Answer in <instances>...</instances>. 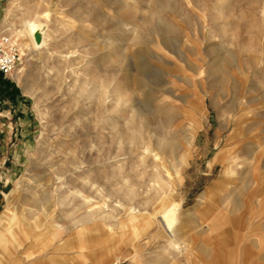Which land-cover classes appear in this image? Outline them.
Here are the masks:
<instances>
[{"label": "rangeland", "instance_id": "rangeland-1", "mask_svg": "<svg viewBox=\"0 0 264 264\" xmlns=\"http://www.w3.org/2000/svg\"><path fill=\"white\" fill-rule=\"evenodd\" d=\"M23 1L0 0V32L22 53L0 78V264H264V0ZM45 9L34 46L22 19ZM162 138L177 145L172 181L144 147ZM91 210L102 231L83 236L101 239L81 249ZM53 220L71 228L34 226ZM62 239L71 248L54 250Z\"/></svg>", "mask_w": 264, "mask_h": 264}, {"label": "bare ground", "instance_id": "bare-ground-1", "mask_svg": "<svg viewBox=\"0 0 264 264\" xmlns=\"http://www.w3.org/2000/svg\"><path fill=\"white\" fill-rule=\"evenodd\" d=\"M135 3L136 2H138L139 0H133ZM141 1H143V0H141ZM145 1H147V0H145ZM131 2V1H130ZM156 2L157 3H159L161 6H165V4H166V0H156ZM26 3H27V1L26 0H24L20 5H19V10H24L25 8H26ZM224 3V2H223ZM141 4H144V5H146V2H141ZM47 5V4H46ZM126 5V4H125ZM131 6H133V5H131ZM47 7H48V5H47ZM121 7V6H120ZM130 7V6H129ZM89 9V8H88ZM220 10V9H219ZM49 11V9L47 10V9H45V11H41V12H38V13H35L34 15H31V14H26V16L22 19V24H23V28L26 30V33L28 34V37H29V42L32 44V45H34V46H39V45H41V44H43L45 41H46V31L45 30H43V24H42V21H41V16H45L46 14L45 13H47ZM203 14V13H202ZM201 14V15H202ZM203 16V15H202ZM202 19V18H201ZM208 20V19H207ZM140 22H141V20H140ZM160 24V23H159ZM73 26V25H72ZM155 27V26H154ZM71 28V27H70ZM147 28V27H146ZM136 31V30H135ZM134 32V31H133ZM15 34V40L17 41V38H18V35H17V33H14ZM83 36V35H82ZM79 38V37H78ZM78 41V40H77ZM109 55V54H108ZM60 59V58H59ZM91 65V64H90ZM105 68V65H103V66H101V67H98V69H104ZM115 71V70H114ZM113 71V72H114ZM109 73V72H108ZM97 75V74H96ZM199 75L202 77V71H200L199 72ZM97 76H99V74L97 75ZM197 77V76H196ZM96 78V77H95ZM187 79V78H186ZM185 79V80H186ZM105 89V88H104ZM139 114V113H138ZM137 114V115H138ZM142 114V113H141ZM152 114V113H151ZM147 115V114H146ZM149 116H150V114H148ZM140 116V115H139ZM138 116V117H139ZM152 116V115H151ZM154 117H155V115H153ZM157 116V115H156ZM159 116H160V114H159ZM135 117V116H134ZM137 117V116H136ZM157 118H159V117H157ZM136 119V118H135ZM152 119H153V117H152ZM164 119H165V117H164ZM167 119V118H166ZM159 120V119H158ZM162 120V119H161ZM160 121V120H159ZM163 121V120H162ZM158 126V125H157ZM163 126V125H162ZM199 127V124L198 123H196V121L195 120H191L190 121V125L187 127V131H185V133H186V143H187V147H184L183 145H181V146H183L184 147V151H183V154L177 159V165L178 166H182L183 164H185V162H186V157H187V153H190V150H189V147H190V145H191V143L193 142V139L195 138V135H196V129ZM176 133V132H175ZM135 134V133H134ZM174 134V133H173ZM132 139V138H131ZM131 142V141H130ZM156 143H158V145L154 148V147H152V146H150V145H147V146H144L145 147V151H146V154H148L149 156H151L152 157V159L154 160V162H155V164H158V165H160L161 167H163V169L167 172L166 174H167V176H168V178L172 181V180H174V177L172 176V174L170 173V171L168 170V168H167V166H166V164H165V158H164V154L166 153V149L168 148V146H170V147H173L174 149H177V145L175 144V143H173V145H172V143H170L168 140H166L165 138H162V139H158V142H156ZM143 144V143H142ZM182 148V147H181ZM232 150V151H231ZM238 147H235L234 149H230V150H228L227 152V154L229 155V157L230 156H232L231 158H234V160H232V162H235L236 164H237V154H238ZM225 155V154H224ZM229 157H227L228 159L227 160H231ZM236 157V158H235ZM186 158V159H185ZM218 159V158H217ZM239 160V159H238ZM172 162V161H171ZM173 163V162H172ZM175 163V162H174ZM228 164L230 165V170H231V182H234V181H236V179H237V168H232V164H231V162L229 163L228 162ZM228 169H229V166L227 167L226 166V169H225V171L227 172L228 171ZM178 171V170H177ZM161 173V172H160ZM178 173V172H177ZM89 174V173H88ZM163 175V174H162ZM88 177V176H87ZM94 177V176H93ZM166 178V177H165ZM162 179V178H161ZM86 180H89V178H87ZM85 180V181H86ZM37 181V180H36ZM162 181V180H161ZM83 183H84V181H83ZM85 184V183H84ZM156 184H157V182H156ZM228 185V184H227ZM232 187H234V184L233 185H231ZM248 186H249V184H248ZM247 186V187H248ZM232 187H231V189L230 190H228L229 191V193L231 194V195H233L235 192H236V189H232ZM78 191V193H81V194H83L82 193V191L81 190H77ZM76 194V193H75ZM84 201H87V199H84ZM85 203V202H84ZM169 206H167V207H165V209H164V213L166 214V216H167V218H168V220H167V223H166V225H167V228H168V230H173L177 225V223L179 222V220L177 219V218H175V217H173L172 216V211L173 210H177V209H174V207H170V208H168ZM166 208H168V209H166ZM41 209H39V212H40V214H43V216L44 217H47L49 214H50V210H49V208H47V206L44 208V210H41ZM131 210H133L132 212H138V209H136V207H133ZM53 211H55V210H53ZM166 211V212H165ZM38 213V209L37 210H35V212H34V214H37ZM100 213V212H99ZM98 213H96L95 211H88L87 212V214L86 215H84L83 217H82V220H81V229H80V234L82 235L81 236V239H80V241H79V244H80V248L81 249H84V248H88V247H91V248H94L96 245H98L99 243H96L95 244V242H99V240L101 239L100 237H94V238H91V239H88V238H86V237H84L83 235H86V233H87V231L88 230H91V229H93V230H97V231H102V227H103V224L101 223V222H98V220H103V216H101V217H97L98 215H97ZM51 216V215H50ZM79 218H80V216H79ZM46 220V219H45ZM78 220V219H77ZM74 224V223H73ZM38 226L39 228H41V229H43V230H46L45 232H47L48 230H49V228L52 226V227H54V226H59V227H62V228H65V229H67V228H69V227H64V226H62V225H59L58 223H56L54 220H53V224H51L50 223V225H48V223H47V221H45V223L43 224V223H41V222H37V223H35V225L34 226ZM72 227H74L73 225H72ZM71 228V227H70ZM71 230V229H70ZM44 232V233H45ZM0 233H1V236L5 233L4 232V230H0ZM19 234V232L18 231H16V230H13L12 231V234H11V236L12 237H15L16 238V236ZM175 234V233H174ZM21 236H28V235H30L29 234V232H25V233H23V234H20ZM53 235H54V237L56 238V236L58 235V231H55L54 233H53ZM73 236V235H72ZM173 236V235H172ZM171 236V237H172ZM53 237V238H54ZM64 239V238H63ZM61 240L60 241V243L59 244H57L58 246H55V248H53L54 250H61V249H64V250H66V249H70L71 247H64V248H62V246L63 245H65V241L64 240ZM3 244H4V246H5V244H6V242L4 241V242H2ZM105 243V242H104ZM3 246V245H2ZM30 246H32V245H30ZM59 246H61V247H59ZM59 247V248H58ZM81 255H86L85 253H84V251H81ZM102 256L104 255L105 256V253L103 254H101ZM56 255L53 253V254H51V255H48L47 256V259H45L46 261L44 262V263H42L41 261V263L40 262H30L29 264H56L58 261H57V259H56V257H55ZM2 260V259H1ZM63 260H64V258H63ZM155 262H158V260H156ZM129 264H133V259L129 262Z\"/></svg>", "mask_w": 264, "mask_h": 264}, {"label": "built area", "instance_id": "built-area-1", "mask_svg": "<svg viewBox=\"0 0 264 264\" xmlns=\"http://www.w3.org/2000/svg\"><path fill=\"white\" fill-rule=\"evenodd\" d=\"M0 32V73L11 74L22 60L21 48ZM121 264V263H119Z\"/></svg>", "mask_w": 264, "mask_h": 264}, {"label": "crops", "instance_id": "crops-1", "mask_svg": "<svg viewBox=\"0 0 264 264\" xmlns=\"http://www.w3.org/2000/svg\"><path fill=\"white\" fill-rule=\"evenodd\" d=\"M0 78H4V75L2 73H0ZM5 113H9L8 111L4 110ZM0 114H3L1 111H0ZM217 183L221 182L220 183V186H228L229 184L227 183V180H225L224 178H221L219 180L216 181ZM228 184V185H227ZM231 188V187H230ZM230 188H227V191L230 190ZM226 192V190H225ZM223 194V193H222ZM226 196L230 197V198H233L235 201L233 203H237V198L239 197V194H233L231 195L228 191V194H225ZM206 194H202V197H205ZM176 228V227H175ZM175 228L173 230H169L171 233H170V239H169V242L172 244L174 242H176V237L174 238V235L176 234L175 233ZM175 233V234H174ZM156 260H158V262H155ZM161 261H160V256H153L151 259L148 260V264H159ZM133 264H137V261H135V259H133Z\"/></svg>", "mask_w": 264, "mask_h": 264}]
</instances>
